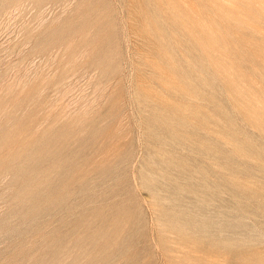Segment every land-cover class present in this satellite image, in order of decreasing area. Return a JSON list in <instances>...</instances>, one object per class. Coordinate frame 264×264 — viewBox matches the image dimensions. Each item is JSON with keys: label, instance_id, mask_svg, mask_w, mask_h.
I'll return each mask as SVG.
<instances>
[{"label": "rangeland", "instance_id": "rangeland-1", "mask_svg": "<svg viewBox=\"0 0 264 264\" xmlns=\"http://www.w3.org/2000/svg\"><path fill=\"white\" fill-rule=\"evenodd\" d=\"M0 264H264V0H0Z\"/></svg>", "mask_w": 264, "mask_h": 264}, {"label": "bare ground", "instance_id": "bare-ground-1", "mask_svg": "<svg viewBox=\"0 0 264 264\" xmlns=\"http://www.w3.org/2000/svg\"><path fill=\"white\" fill-rule=\"evenodd\" d=\"M228 4V3H227Z\"/></svg>", "mask_w": 264, "mask_h": 264}]
</instances>
